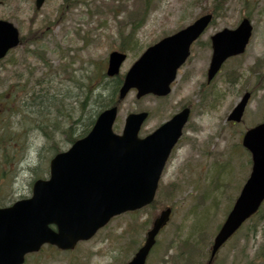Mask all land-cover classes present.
I'll return each mask as SVG.
<instances>
[{"label":"rangeland","instance_id":"obj_1","mask_svg":"<svg viewBox=\"0 0 264 264\" xmlns=\"http://www.w3.org/2000/svg\"><path fill=\"white\" fill-rule=\"evenodd\" d=\"M73 1L45 0L36 10L34 0H0V20L14 24L22 37L35 33L37 38L0 62V92L12 86L20 102L0 103V114L11 124L3 132L18 137L8 134L14 143L4 148L15 159L0 162V171L8 173L0 183V205L29 197L32 182L48 177L49 150H67L69 141L89 131L97 114L110 106L115 78L103 74L111 51L125 48L122 76L148 46L193 22L204 8L203 1L150 0L149 11L140 15L144 22L133 31L140 0H83L75 7ZM242 16L250 17L253 28L245 53L226 61L207 84L209 37L235 28ZM245 92L251 98L243 121L232 125L226 118ZM185 105L191 107L190 119L162 173L155 206L114 218L72 253L45 248L25 264H124L166 207L172 210L170 221L147 264H207L213 238L250 172L242 134L264 121V0L247 5L229 0L225 13L193 47L171 94L137 100L131 91L119 102L113 132L121 134L128 114L145 111L149 116L139 134L145 136ZM254 222L235 234L211 264H264V205Z\"/></svg>","mask_w":264,"mask_h":264},{"label":"water","instance_id":"obj_2","mask_svg":"<svg viewBox=\"0 0 264 264\" xmlns=\"http://www.w3.org/2000/svg\"><path fill=\"white\" fill-rule=\"evenodd\" d=\"M43 1H35L36 9ZM211 19V15H205L149 47L125 75L119 99L130 89L137 90L136 98L146 94L167 95L169 84L187 58L191 43ZM250 35L251 26L244 19L235 30L224 29L211 38L208 81L228 57L243 53ZM18 43L17 29L0 20V59ZM124 59L123 54L112 52L106 75H117ZM248 99L246 93L228 121L241 120ZM116 112V107L103 111L86 137L50 161L49 180L35 182L31 198L0 209V264H20L25 253L36 250L43 243L61 249L72 248L112 216L152 201L164 162L181 134L188 111L174 116L144 139H138L137 133L147 116L145 113L129 115L122 136H117L111 131ZM242 145L251 154V174L215 237L212 255L264 200V124L248 130ZM169 214L167 209L154 221L144 246L129 264H144L154 237ZM50 224L57 227L56 233L48 228Z\"/></svg>","mask_w":264,"mask_h":264},{"label":"trees","instance_id":"obj_3","mask_svg":"<svg viewBox=\"0 0 264 264\" xmlns=\"http://www.w3.org/2000/svg\"><path fill=\"white\" fill-rule=\"evenodd\" d=\"M141 1V8L140 10H138L136 12V15H143L144 13H147V11H149L150 9V0H140ZM204 3H203V2ZM229 0H194V2L196 3H200L202 2L204 4V8H203V12H208L213 14L214 19L218 17V15H221L223 13H225L226 9H227V3ZM244 1V5H247L249 0H243ZM78 3H84L83 0H77V1H73V5L72 6H76ZM139 20L136 23H132L133 26V31L135 29H138L142 23L144 22V20H142V16L138 17ZM35 33L31 34L29 37H24L25 41L28 42H36L37 38L34 37ZM124 49V48H122ZM125 50V49H124ZM122 78H118V80H115V87L113 89V93L111 95L112 99H110L109 101L110 104L114 105L115 103V94H116V90L118 85L121 83ZM18 93V90L12 91V86L9 87L7 90H5L4 92H0V103L1 99L6 100L9 103H12L14 106L16 105H20L17 101L19 100V96L16 97V94ZM22 104V103H21ZM16 105V106H17ZM9 123L8 119H6L3 115L0 114V162L2 161H11L14 158V156L9 155V154H5L4 153V148L6 144H13L14 140L10 139V136L8 134H12L15 139H18L17 135L14 132H3L4 129L10 128L11 124H6ZM35 128H33L34 130ZM19 157V156H18ZM8 180V173L6 171H0V183L5 182Z\"/></svg>","mask_w":264,"mask_h":264}]
</instances>
